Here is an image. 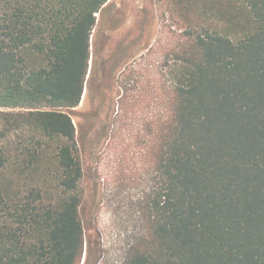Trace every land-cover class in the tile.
I'll return each mask as SVG.
<instances>
[{
  "label": "trees",
  "instance_id": "1",
  "mask_svg": "<svg viewBox=\"0 0 264 264\" xmlns=\"http://www.w3.org/2000/svg\"><path fill=\"white\" fill-rule=\"evenodd\" d=\"M110 1L0 0V264L81 263L84 134L70 113L95 78ZM175 5L189 28L149 129L146 235L124 264H264V0Z\"/></svg>",
  "mask_w": 264,
  "mask_h": 264
},
{
  "label": "rangeland",
  "instance_id": "2",
  "mask_svg": "<svg viewBox=\"0 0 264 264\" xmlns=\"http://www.w3.org/2000/svg\"><path fill=\"white\" fill-rule=\"evenodd\" d=\"M109 6L112 27L107 24L99 39L95 78L70 113L84 134L79 139L84 235L80 264L87 256L89 264H124L130 247L146 235L143 201L154 178L149 129L163 115L164 84L171 80L168 66L173 63L170 51L189 28L175 0H111ZM245 31L228 33L237 39ZM107 81L117 82L120 94H127L123 108ZM100 86L105 96L100 97Z\"/></svg>",
  "mask_w": 264,
  "mask_h": 264
}]
</instances>
